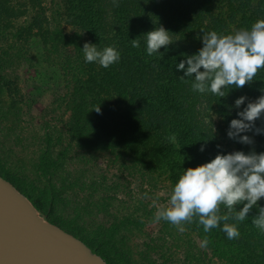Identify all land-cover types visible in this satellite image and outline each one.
Segmentation results:
<instances>
[{
	"label": "trees",
	"instance_id": "1",
	"mask_svg": "<svg viewBox=\"0 0 264 264\" xmlns=\"http://www.w3.org/2000/svg\"><path fill=\"white\" fill-rule=\"evenodd\" d=\"M67 3L68 24L73 30H68L61 22L60 10H55L57 18L55 13L53 16L48 14L50 7L44 0H0V24L8 32L13 31L16 37L24 33L38 35L44 47L54 54L62 52V48L72 47L73 53L60 62L69 87L74 88L72 100L80 102L82 98L86 102L94 96L96 99L76 117L77 126L75 132L70 131L71 137L77 136L76 129L80 133L96 131L103 149L120 148L152 170L171 171L174 185L184 169L210 162L220 152L230 153L229 142L235 143L238 151L264 152V133L259 134L251 146L238 143L227 135L231 120L238 118L237 113L248 103L245 101L242 108L237 109L234 107L236 99L246 96L254 101L264 95V69L258 71L251 84L243 89L230 87L221 98L211 92L193 91L194 78L181 79L183 72L176 71L177 63L184 58L182 54H194L202 47V41L197 39L202 35L201 30L230 34L249 29L254 22L264 19V0H116L115 3L114 0H67ZM159 26L173 33L174 44L167 50L162 48V54L148 56L142 35ZM137 37L140 47L134 48L131 40ZM86 42L99 48L116 47L121 53L119 63L109 68L86 63L82 50ZM145 62L154 64L142 69ZM152 69L157 70L156 75ZM94 87L98 89L94 91ZM213 105H216L215 109ZM98 106L101 108L99 114L94 110ZM211 111L223 118L222 123L212 119ZM5 112L13 111L7 107ZM0 115L5 116V113L0 112ZM258 122L256 127L264 128V123ZM45 126L50 127L48 123ZM152 126H158V133H154L157 127ZM67 134L60 132L59 141L67 143ZM172 136L176 137L174 143L170 141ZM46 137L43 143L48 145L51 136ZM205 140V150L201 152ZM68 148L66 146L60 154L43 151V171L50 177L55 174L65 177L64 206L80 208L83 225L79 223V229L84 236L81 235L96 241L95 235L85 233L84 225L89 224L91 206L102 207L103 198L93 200L81 192L93 190L98 195L108 185L99 176L90 175L84 164L87 159L84 153H72ZM73 160L72 165L70 161ZM75 174L80 178L79 182H76ZM36 203L45 215L50 214L44 204ZM258 203L264 206V198ZM256 213L254 208L250 216L238 224V239H227L221 230L223 224L210 232V245L217 249L220 262L264 264V233L252 224V215ZM50 219L60 223L73 222L60 214L52 215ZM129 222L138 220L129 219ZM195 222L198 224V219ZM229 222L236 223L234 220ZM192 223H185L184 228L194 229ZM198 228L204 233L202 225ZM168 237L169 234L162 240L169 242ZM183 242L185 254L194 257L189 252L192 246L188 238ZM146 263L155 264L150 256Z\"/></svg>",
	"mask_w": 264,
	"mask_h": 264
},
{
	"label": "rangeland",
	"instance_id": "2",
	"mask_svg": "<svg viewBox=\"0 0 264 264\" xmlns=\"http://www.w3.org/2000/svg\"><path fill=\"white\" fill-rule=\"evenodd\" d=\"M44 1L50 7L49 15L55 13L57 18L55 10H60L61 22L68 30L74 29L68 24L67 0ZM12 33L0 24V112L5 113L0 115V171L26 190L35 202L44 204L50 212L47 218L60 214L72 219L71 223L61 221V224L84 236L79 229V223L83 225L80 222L83 212L79 207L64 206L65 177L57 174L50 177L41 163V154L47 150L60 154L67 146L72 153H84L90 175L99 176L108 185L99 197L93 190L81 192L93 200L103 198L102 207L91 206L89 224L84 225L85 233L98 239L84 238L95 250L103 252L115 264H147V256L155 264H224L217 256V249L210 245V233L198 228L201 226L195 222L198 218L193 219L194 229L183 232L169 222L156 221L158 209L169 206L174 187L171 171L152 170L120 148L103 149L96 131L80 133L76 129L77 136L71 137L70 131L75 132L77 126L76 117L96 99L94 96L86 102L82 98L80 102L72 100L74 88L69 87L60 65L65 56L73 53L72 47L54 54L44 47L38 35L24 33L16 37ZM153 64L145 62L141 68ZM152 73L156 75L157 70L152 69ZM7 107L13 112H5ZM210 113L213 120L222 123L221 116ZM257 121L264 123V117ZM46 123L50 127L46 128ZM152 127H157L154 133H158V126ZM60 132L68 133L67 143L59 141ZM47 135L51 136L48 145L43 143ZM248 135L253 140L259 137L255 132ZM229 143V151H238L235 143ZM70 163L73 165L75 161ZM74 177L76 182L80 181L76 174ZM168 234L169 242L162 240ZM205 236L209 243L202 246ZM185 238L190 241L189 252L194 257L185 254L186 246L181 244Z\"/></svg>",
	"mask_w": 264,
	"mask_h": 264
},
{
	"label": "clouds",
	"instance_id": "3",
	"mask_svg": "<svg viewBox=\"0 0 264 264\" xmlns=\"http://www.w3.org/2000/svg\"><path fill=\"white\" fill-rule=\"evenodd\" d=\"M201 33L197 39L202 41V47L194 54H182L184 58L176 65V71L183 72L181 79L194 78L193 91L225 97L230 87L243 89L254 81L260 69H264V19L257 20L249 29L230 34L203 30ZM172 34L163 26L143 34L148 56L162 54V48L167 50L174 44ZM131 44L139 48L140 39H132ZM82 50L86 63H97L103 68L121 59L120 51L114 46L99 48L86 42ZM245 101H248L246 107L237 113L238 118L231 120L227 135L238 143L252 145L253 138L242 134L253 130L257 135L264 133V128L256 127V121L264 117V95L254 101L241 96L234 107L240 109ZM94 110L101 113L100 106ZM175 140V136L170 138L173 143ZM206 143L207 140L201 152ZM262 198L264 152H220L210 162L184 169L172 189L169 206L159 208L155 219L169 222L183 232V225L191 224L195 217L206 234L223 224L221 230L227 239L233 240L240 236L238 224L245 221L254 208L257 213L252 215V224L264 233V206L258 203ZM232 220L236 223L229 222ZM208 243L205 236L202 246Z\"/></svg>",
	"mask_w": 264,
	"mask_h": 264
},
{
	"label": "water",
	"instance_id": "4",
	"mask_svg": "<svg viewBox=\"0 0 264 264\" xmlns=\"http://www.w3.org/2000/svg\"><path fill=\"white\" fill-rule=\"evenodd\" d=\"M43 213V214H42ZM0 264H115L0 171Z\"/></svg>",
	"mask_w": 264,
	"mask_h": 264
}]
</instances>
